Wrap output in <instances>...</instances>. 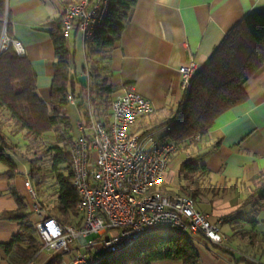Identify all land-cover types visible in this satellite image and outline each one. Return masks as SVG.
Instances as JSON below:
<instances>
[{"label":"crops","instance_id":"crops-1","mask_svg":"<svg viewBox=\"0 0 264 264\" xmlns=\"http://www.w3.org/2000/svg\"><path fill=\"white\" fill-rule=\"evenodd\" d=\"M71 1L7 0L10 38L23 48L36 75L37 93L46 104L51 102L56 62L49 24L62 17L66 3ZM261 11H264V0H138L111 53L108 73L114 89L108 96L111 101L130 87L155 108L153 115L138 120L130 132L169 142L170 121L184 98L180 68L195 62L202 70L230 32L245 17ZM67 46L77 74L85 75L87 57L82 33L71 31ZM90 83L88 77V86ZM244 91L247 99L220 115L199 145L181 147L169 159L164 181L158 188L166 194L181 193L184 182L180 173L188 161L194 160L199 167L207 168L209 176L201 179L203 193L195 198L196 207L212 223H220L227 246L204 240L197 242L195 246L202 264H264V183L263 177L256 179L264 174V66L248 80ZM88 99V90L78 83L75 98L66 108L70 127L78 137V124L82 120L80 107ZM93 110L109 127L110 108L105 117ZM20 135H10V139L24 146L26 140ZM0 150H5L2 143ZM5 153L16 171L10 177L7 165L0 161V264H18L21 253L17 247L9 253L3 247L21 233L19 223L3 217L18 210L12 192L24 200L36 230L41 219L32 211V200L25 186L27 180L31 181L32 170L27 157L21 150ZM37 199L40 205L38 195ZM80 221L78 216L74 224ZM94 238L90 236L86 241ZM78 248L80 242L74 243V250L70 252L39 251L31 264L55 261L74 264ZM81 251H88L90 260L99 257L102 247ZM151 264L183 263L168 259Z\"/></svg>","mask_w":264,"mask_h":264},{"label":"trees","instance_id":"trees-1","mask_svg":"<svg viewBox=\"0 0 264 264\" xmlns=\"http://www.w3.org/2000/svg\"><path fill=\"white\" fill-rule=\"evenodd\" d=\"M80 1L68 2L65 7L78 4ZM137 1L111 0L103 27L97 29L90 39H85L87 57L85 75L89 77L91 83L86 88L89 99L80 107L83 119L87 118L88 104L92 109H96V106L101 105L97 104L99 100L105 97L108 99L107 97L114 92L108 78L111 53L121 39ZM9 17L7 0H0V46L4 34L10 38ZM63 24V15L49 24L56 54L50 104L40 99L36 75L26 56H20L13 45L0 52V143L5 147V150H0V161L7 165L10 177L15 174L16 168L7 158L5 151H15V147H19L13 145L10 135L25 133L24 146L32 151L33 145L35 147V143L44 135L69 131L70 123L66 108L70 102L69 97L75 98L79 75L74 69ZM263 66L264 11H261L245 17L223 43L214 49L207 65L196 74L189 91L184 94L179 109L170 121L168 139L176 142L179 149L195 144L196 136H200L202 140L220 115L247 99L244 85ZM104 72L107 76L102 75ZM53 152L52 171L56 175L57 212L60 216L59 218L48 216L67 224L70 216L78 215V194L73 185L70 153L60 147L53 148ZM27 159L32 168L31 181L38 190L45 183V178L41 177V159L36 156ZM180 175L184 182L181 186L183 193L191 195L194 199L203 193L201 179L209 176L205 166L199 167L194 160L188 161L182 166ZM261 177L264 183V174L256 179ZM12 195L16 199L18 210L3 217L19 223L21 233L3 247L6 253L17 247L21 253L18 264H31L40 251L41 243L36 228L29 220L31 213L24 200L15 192H12ZM168 259H177L183 264H202L193 241L184 234L170 230L153 232L130 253L116 260L101 259L100 256L95 259L91 257L87 264H151ZM52 264L60 262L55 261Z\"/></svg>","mask_w":264,"mask_h":264},{"label":"built area","instance_id":"built-area-1","mask_svg":"<svg viewBox=\"0 0 264 264\" xmlns=\"http://www.w3.org/2000/svg\"><path fill=\"white\" fill-rule=\"evenodd\" d=\"M111 0H81L64 7L63 32L77 30L90 39L103 27ZM13 45L24 56L21 45L4 34L0 50ZM200 71L192 62L180 68L182 91L186 94ZM74 100L71 96L69 101ZM109 127L100 121L88 104V115L78 124L79 137L70 146L73 185L78 194L79 224H62L45 217L30 180L25 186L32 211L40 216L37 233L40 252H70L80 248L74 264H87L88 251L100 245L101 259L116 260L130 253L146 236L160 230L186 235L196 245L204 240L226 247L220 223H212L197 210L196 200L183 192L166 194L158 188L164 181L169 159L179 151L174 141H154L148 135H133L131 126L155 113V108L134 88L111 101ZM196 142L200 136L194 137ZM95 238L86 241V238Z\"/></svg>","mask_w":264,"mask_h":264},{"label":"rangeland","instance_id":"rangeland-1","mask_svg":"<svg viewBox=\"0 0 264 264\" xmlns=\"http://www.w3.org/2000/svg\"><path fill=\"white\" fill-rule=\"evenodd\" d=\"M102 75L107 76V73L104 72L102 73ZM108 99H106V97L102 98V100H99V102L97 103V104H101L99 106H96L98 115L103 117L108 115V110L111 104V99L109 100ZM8 130L11 131L10 129ZM23 135H25V133H22L20 135L22 136V139L24 138ZM77 138H78L77 134H75L70 127L68 132L66 131L64 132L60 131L59 133L51 132L47 135H44L43 137L40 138V141H38V143H35V147L33 145L32 151L27 150L26 147L23 145H19V147H15L16 148L15 151L21 150L26 157L32 158L33 156H36L41 159V165H40L42 168L41 177L45 178V183L44 185H42V187L38 188V190L35 186L34 187L37 190L38 195L40 197V206L44 211V213L47 215H51L55 218H59L60 215L57 212L58 188L56 182V175L52 171V158L54 154L53 148L60 147L63 151L68 153L70 150V146L72 145V142ZM199 144H200L199 142L198 143L195 142V144H192V146L195 147ZM13 145H15V143ZM77 217L78 215L70 216L66 221L67 224H74Z\"/></svg>","mask_w":264,"mask_h":264},{"label":"water","instance_id":"water-1","mask_svg":"<svg viewBox=\"0 0 264 264\" xmlns=\"http://www.w3.org/2000/svg\"><path fill=\"white\" fill-rule=\"evenodd\" d=\"M0 52H2V50H0ZM78 82H79L84 88H87V87H88V77H87V75L79 76V78H78Z\"/></svg>","mask_w":264,"mask_h":264}]
</instances>
